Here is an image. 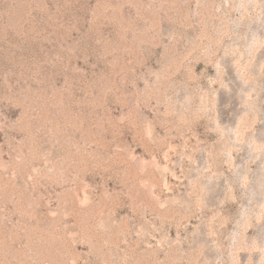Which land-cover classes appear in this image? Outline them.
Masks as SVG:
<instances>
[{"label":"rangeland","instance_id":"374dc122","mask_svg":"<svg viewBox=\"0 0 264 264\" xmlns=\"http://www.w3.org/2000/svg\"><path fill=\"white\" fill-rule=\"evenodd\" d=\"M0 264H264V0H0Z\"/></svg>","mask_w":264,"mask_h":264}]
</instances>
